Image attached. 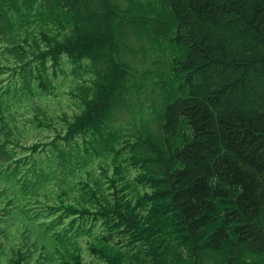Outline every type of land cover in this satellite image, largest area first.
<instances>
[{
  "label": "trees",
  "instance_id": "obj_1",
  "mask_svg": "<svg viewBox=\"0 0 264 264\" xmlns=\"http://www.w3.org/2000/svg\"><path fill=\"white\" fill-rule=\"evenodd\" d=\"M0 44L23 58L0 65V153H29L0 169L28 223L48 213L36 228L54 252L26 232L8 251L16 201L0 187V264H264V0H0ZM62 61L93 70L83 112L48 144L13 143Z\"/></svg>",
  "mask_w": 264,
  "mask_h": 264
},
{
  "label": "rangeland",
  "instance_id": "obj_2",
  "mask_svg": "<svg viewBox=\"0 0 264 264\" xmlns=\"http://www.w3.org/2000/svg\"><path fill=\"white\" fill-rule=\"evenodd\" d=\"M138 43V40L133 37L128 40V44L130 46L138 45ZM124 49L125 52L123 55V60L128 59L130 61L126 63L132 70H137L138 73L149 72L151 70V60L143 63L142 54L140 52L136 51L137 54H134L135 51H133L132 49L126 47ZM132 54L134 55L131 57L130 55ZM145 57L150 58L151 54L147 53ZM22 59L15 60L13 57L2 56L0 60V65L3 67L2 72H4V68L16 65L18 62H20L19 60ZM61 66L62 67L60 68V70L56 71V76L51 77L52 89H49L50 94L45 96L42 93H37L38 96H36L34 99L32 111L28 112L26 109H22L17 113L15 122L19 129L13 130V143L19 141L20 144L25 147L33 142V140L34 143L41 142L43 144H48L50 142V138L47 137L52 136V132L60 130L62 122H64L65 124L62 126L63 130L61 136L65 134L67 125L73 121L75 115H81V113L83 112V101L86 98L89 99L95 89L94 86L90 85L93 70H77L76 67H71L72 65H64L63 61L61 62ZM8 70V74L10 75L12 71L10 69ZM0 80H4L5 82H7L8 77H6V73H3V75L0 76ZM140 100L142 111L143 113H145L147 110V105L149 103L147 95L144 94L143 96H141ZM37 108H40V110H37ZM34 113L39 116L44 130L41 128H33L29 130L22 125L18 117L20 116V114H27L28 116H31ZM128 122L130 121L127 119L126 124ZM122 127L125 128L124 125H122ZM20 130L23 132H21ZM33 144H31V146ZM66 148L67 146H65V149ZM47 149L49 155L57 152L56 144L53 146H48ZM28 155L29 153H21L18 151H16L15 154L10 153V155L0 153V162L4 161V158L6 156H12V158H14L15 160L20 159L23 160L24 164H27L28 160H24V158H27ZM39 158L43 159L44 161L47 160L44 153L42 156L38 154L37 159ZM0 171L4 173V175H2L0 172V179L3 178V181L0 182V187H3L5 197H11L14 199V201H16L10 217L12 225H8L6 228L9 237V239L6 241V245H8V251H12L14 246L24 242L23 235L20 233L26 232L27 240L29 241V243L33 241L37 242V252H45V257L54 255L53 249L48 240L47 232H43L42 230L36 228V225L41 222L42 218H46V215L48 213H38L36 218L33 220L36 221L35 226L28 223L27 220L29 219L27 215L24 214L20 209L21 206L27 204V202L23 196L17 193V185L15 183L16 177L14 175L7 177V172H5L3 168L0 169ZM21 172H23V170H20L17 175L19 176ZM41 191L43 195L51 196L48 191L44 189ZM17 204H20L19 209H16ZM35 259L36 256L32 257L31 261Z\"/></svg>",
  "mask_w": 264,
  "mask_h": 264
}]
</instances>
